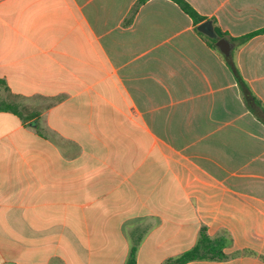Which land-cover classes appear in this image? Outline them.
Here are the masks:
<instances>
[{
    "label": "crops",
    "instance_id": "obj_1",
    "mask_svg": "<svg viewBox=\"0 0 264 264\" xmlns=\"http://www.w3.org/2000/svg\"><path fill=\"white\" fill-rule=\"evenodd\" d=\"M0 0V264H166L200 231L264 264V121L174 0ZM264 105V0H187ZM202 21V22H204ZM201 22V23H202Z\"/></svg>",
    "mask_w": 264,
    "mask_h": 264
},
{
    "label": "trees",
    "instance_id": "obj_2",
    "mask_svg": "<svg viewBox=\"0 0 264 264\" xmlns=\"http://www.w3.org/2000/svg\"><path fill=\"white\" fill-rule=\"evenodd\" d=\"M145 1L146 0H139L138 5H136V7L134 8V11H136L138 7ZM174 1L178 3V5H180V7L193 18L196 24H199L206 19L204 16L199 14L187 0ZM215 30L218 37L211 38L208 36L207 38L210 39L214 45H217L218 39L225 38L227 34L222 32V30L218 26H215ZM199 32L203 34V32ZM260 33H264V28L252 31L243 36H240L239 38L232 39L236 40L238 42V45H242L249 41L252 37ZM226 58L231 64L232 70L243 93L246 104L256 115L260 116L264 121V105L262 104V101L253 93L250 86L243 78L240 70L232 61V57L227 56ZM224 246L225 243L222 238H212L204 227L201 229L198 242L193 248L187 250L177 258L169 260L166 264H185L193 260H224L228 257V255L223 251ZM261 257L264 260V256ZM128 264H137L135 250L132 251Z\"/></svg>",
    "mask_w": 264,
    "mask_h": 264
},
{
    "label": "water",
    "instance_id": "obj_3",
    "mask_svg": "<svg viewBox=\"0 0 264 264\" xmlns=\"http://www.w3.org/2000/svg\"><path fill=\"white\" fill-rule=\"evenodd\" d=\"M198 30L211 38H217L214 23L212 20H206L198 25ZM217 46L225 56L232 54L233 44L227 38H220L217 41Z\"/></svg>",
    "mask_w": 264,
    "mask_h": 264
}]
</instances>
